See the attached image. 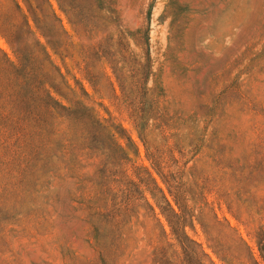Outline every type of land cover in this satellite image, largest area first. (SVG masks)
Returning <instances> with one entry per match:
<instances>
[{
  "label": "rangeland",
  "instance_id": "1",
  "mask_svg": "<svg viewBox=\"0 0 264 264\" xmlns=\"http://www.w3.org/2000/svg\"><path fill=\"white\" fill-rule=\"evenodd\" d=\"M0 49L57 100L0 148V264H264V0H0Z\"/></svg>",
  "mask_w": 264,
  "mask_h": 264
},
{
  "label": "trees",
  "instance_id": "2",
  "mask_svg": "<svg viewBox=\"0 0 264 264\" xmlns=\"http://www.w3.org/2000/svg\"><path fill=\"white\" fill-rule=\"evenodd\" d=\"M18 8L20 9L19 6ZM8 43L13 52L17 53L14 43L10 40ZM16 68L17 65L0 49V148L11 145L13 135L20 126L21 120L27 119V114H24L25 112L18 106L20 102L31 103V96L26 94L27 90L30 89V92L35 93V89H37L36 93L40 96L57 101L51 87L46 82H42L39 87H33L29 82L30 74L23 78ZM161 192L164 199L167 200L164 192L162 190ZM151 208L154 211L152 206Z\"/></svg>",
  "mask_w": 264,
  "mask_h": 264
}]
</instances>
